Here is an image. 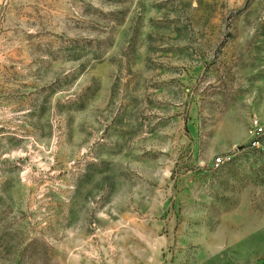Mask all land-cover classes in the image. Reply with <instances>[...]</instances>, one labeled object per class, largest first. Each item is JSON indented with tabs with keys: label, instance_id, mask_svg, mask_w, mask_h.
Listing matches in <instances>:
<instances>
[{
	"label": "rangeland",
	"instance_id": "374dc122",
	"mask_svg": "<svg viewBox=\"0 0 264 264\" xmlns=\"http://www.w3.org/2000/svg\"><path fill=\"white\" fill-rule=\"evenodd\" d=\"M252 116L264 0H0V264H264Z\"/></svg>",
	"mask_w": 264,
	"mask_h": 264
},
{
	"label": "built area",
	"instance_id": "2783aa9c",
	"mask_svg": "<svg viewBox=\"0 0 264 264\" xmlns=\"http://www.w3.org/2000/svg\"><path fill=\"white\" fill-rule=\"evenodd\" d=\"M250 128L253 139H259L264 137V123L256 116L250 118ZM255 145H259V142H255ZM223 163V159L218 157L214 160V166L218 167Z\"/></svg>",
	"mask_w": 264,
	"mask_h": 264
}]
</instances>
